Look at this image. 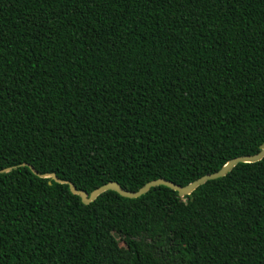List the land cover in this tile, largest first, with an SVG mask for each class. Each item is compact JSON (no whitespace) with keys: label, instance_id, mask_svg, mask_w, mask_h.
<instances>
[{"label":"trees","instance_id":"obj_1","mask_svg":"<svg viewBox=\"0 0 264 264\" xmlns=\"http://www.w3.org/2000/svg\"><path fill=\"white\" fill-rule=\"evenodd\" d=\"M263 144L264 0H0V264H264V159L90 205L30 169L184 187Z\"/></svg>","mask_w":264,"mask_h":264},{"label":"water","instance_id":"obj_2","mask_svg":"<svg viewBox=\"0 0 264 264\" xmlns=\"http://www.w3.org/2000/svg\"><path fill=\"white\" fill-rule=\"evenodd\" d=\"M264 159V144L261 146L260 152L253 156H242L235 159L230 160L219 172L214 174L206 175L199 180L190 183L187 186H179L174 184L173 182L167 181L165 179H159L152 182H149L146 184L142 189H140L137 192L127 191L123 189L117 182H110L95 191H93L91 194H88L85 191L78 190L75 185L68 181H63L57 177L56 174H44L40 175L36 170H34L32 167L30 169L32 172L39 176L42 179H49L53 180L57 184L62 185H68L70 188V191L73 195L79 196L82 200V203L84 205H90L94 203L101 195H103L106 192L112 191L118 193L120 196L128 199H138L144 195H146L148 192L151 191L153 188L157 187H167L175 192L178 193V196L180 198H185L187 196L192 195L199 187L205 185L209 181L218 180L221 178L226 177L228 174H230L239 164H254L262 161ZM28 166V165H24ZM13 170V168L0 170V174L3 173H9ZM51 184V182H50Z\"/></svg>","mask_w":264,"mask_h":264},{"label":"rangeland","instance_id":"obj_3","mask_svg":"<svg viewBox=\"0 0 264 264\" xmlns=\"http://www.w3.org/2000/svg\"><path fill=\"white\" fill-rule=\"evenodd\" d=\"M120 247H121L123 250H126V249H127V246H126V244H125L123 241H120Z\"/></svg>","mask_w":264,"mask_h":264}]
</instances>
